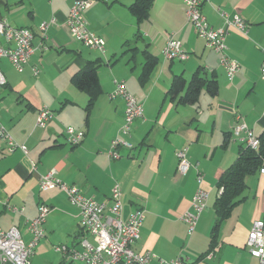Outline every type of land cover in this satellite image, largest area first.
<instances>
[{
    "label": "crops",
    "instance_id": "crops-1",
    "mask_svg": "<svg viewBox=\"0 0 264 264\" xmlns=\"http://www.w3.org/2000/svg\"><path fill=\"white\" fill-rule=\"evenodd\" d=\"M133 0H96L84 11L87 27L103 38L104 51L75 40L66 18L73 0H0V20L32 30L33 52L21 72L0 59L6 83L0 86V123L27 151L7 150L0 141V229L16 226L22 239L30 240L28 222L37 215L38 204L50 210L43 224L44 237L34 247L30 263L52 254L55 245L76 246L82 233L79 208L59 187L39 189L40 176L53 170L55 177L77 187L83 195L111 204L110 193L118 186L121 219L136 209L144 210L140 236L134 248L149 250L152 264H164L182 256L188 264H257L246 247L255 220L264 222V176L257 171L245 178V188L229 214L220 220L216 243L211 231L216 222L218 179L239 153L243 142L233 133L241 119L255 135L264 129V0H205L202 13L214 27L223 24L216 8L231 17L241 16L247 34L230 29L227 54L239 70L229 80L219 55L196 35L187 21L183 0H154L146 19L138 21L129 11ZM55 19L46 36L43 21ZM168 35L187 52L184 60L166 59L162 48ZM0 44L3 39L0 37ZM156 59L144 80L140 79L147 57ZM87 61H97L100 92L88 106V94L71 82ZM202 66L206 77L217 82L215 94L203 87L194 103H179L168 89L175 75L185 82ZM33 68L38 72L34 74ZM115 80L143 106L128 135L119 134L124 102L110 98ZM185 84V86H186ZM185 88V87H184ZM183 93V91L181 92ZM52 111L42 128L35 126L40 107ZM67 127L83 130L81 143L70 145ZM119 135L132 146H120V157L107 156L109 140ZM186 148L189 168L177 171V150ZM207 191L206 206L189 233L181 219L191 210L198 187L197 174ZM11 207L22 208L12 211ZM38 258V259H37ZM79 264L63 257L59 264Z\"/></svg>",
    "mask_w": 264,
    "mask_h": 264
},
{
    "label": "built area",
    "instance_id": "built-area-1",
    "mask_svg": "<svg viewBox=\"0 0 264 264\" xmlns=\"http://www.w3.org/2000/svg\"><path fill=\"white\" fill-rule=\"evenodd\" d=\"M96 0H73L66 18L69 34L84 45L104 51L105 42L87 27L84 18V11L87 10ZM185 4V15L206 46L219 55V62L225 70L229 80L233 79L239 64L236 59L227 54L226 35L230 29H235L246 35L248 31L247 22L239 15L229 17L219 7L216 11L223 19V24L214 27L209 24L207 17L202 13V4L205 0H183ZM55 19L43 21L39 25V31L43 37ZM33 32L27 27H14L0 20V37L3 44H0V59H7L13 68L21 72L33 52ZM162 54L166 59L184 60L188 57L187 52L182 48L181 43L172 35H168L162 48ZM34 74L38 72L33 68ZM260 74L264 79V58L260 64ZM6 83V78L0 67V86ZM114 90L109 94L110 98L121 97L124 102L123 124L119 127V134L128 135L133 121L142 117L143 106L138 99L125 87L123 81L115 80ZM35 126L42 128L52 117V111L42 106L37 112ZM233 133L244 145L257 148L259 144L258 135H255L241 119L233 126ZM66 142L70 145H77L84 138V131L73 127H67L64 131ZM0 141H3L9 152L20 149L27 151L25 144L18 143L11 136L4 125L0 123ZM107 156L112 159L120 157L118 148L120 146L131 147L132 144L119 135L109 140ZM178 163L177 171L184 174L189 168L186 159V148L183 147L176 152ZM258 172L264 176V159L258 168ZM198 187L191 199V210H187L181 219L186 223L188 232L191 233L197 220L206 206L207 191L202 187V174H197ZM39 189L47 190L59 187L63 190L70 202L79 209V225L82 230L76 246L55 245L54 250L63 257L76 260L79 264H152L154 255L149 251H139L134 248L140 236V228L144 219V210L134 209L127 219H121L122 204L120 200V189L114 186L110 193L111 204L107 205L98 202L92 197H87L74 185L61 181L51 170L40 176ZM12 211H21L22 208L11 207ZM37 215L29 220L27 229L30 233V240L25 242L16 226L7 230L0 229V264H31L30 259L34 247L44 237L43 224L46 214L50 208L40 203L37 207ZM246 247L252 257L257 259V264H264V222L255 220L248 232ZM164 264H188L182 256H178Z\"/></svg>",
    "mask_w": 264,
    "mask_h": 264
},
{
    "label": "trees",
    "instance_id": "trees-1",
    "mask_svg": "<svg viewBox=\"0 0 264 264\" xmlns=\"http://www.w3.org/2000/svg\"><path fill=\"white\" fill-rule=\"evenodd\" d=\"M153 2L154 0H133L128 9L138 21H141L148 17L150 9L153 7ZM146 60L144 70L140 76L141 80L147 77L156 59L149 56ZM96 68L97 61H87L85 66L71 77V82L77 89L83 90L88 94V106L92 104V101L100 92ZM204 70L202 66H199L193 72L187 84L182 76L175 75L171 81L168 93L171 96H177L179 103L196 102L203 87L206 88L210 95L215 94L217 82L214 77L207 78ZM182 91L183 93H181ZM258 139L257 148L242 145L234 162L222 172L218 179L220 193L215 201L216 222L211 231V246L216 243V233L220 220L226 217L231 208L240 201L241 194L245 188L246 176L254 174L262 164L264 159V129L258 134Z\"/></svg>",
    "mask_w": 264,
    "mask_h": 264
},
{
    "label": "rangeland",
    "instance_id": "rangeland-1",
    "mask_svg": "<svg viewBox=\"0 0 264 264\" xmlns=\"http://www.w3.org/2000/svg\"><path fill=\"white\" fill-rule=\"evenodd\" d=\"M25 241H27L26 239H24ZM54 254V259L55 262L54 264H59V261L61 260V254L58 252H53ZM39 258H41L42 260L38 259L37 264H49L48 262L51 261V259H53V255L52 254H46V256H39ZM65 264H70V263H65Z\"/></svg>",
    "mask_w": 264,
    "mask_h": 264
}]
</instances>
